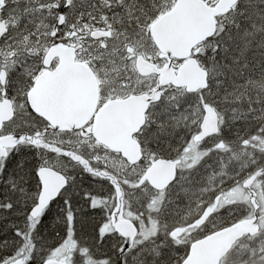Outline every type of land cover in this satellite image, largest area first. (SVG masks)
<instances>
[{
    "label": "snow or ice",
    "instance_id": "obj_1",
    "mask_svg": "<svg viewBox=\"0 0 264 264\" xmlns=\"http://www.w3.org/2000/svg\"><path fill=\"white\" fill-rule=\"evenodd\" d=\"M0 264H264V0H0Z\"/></svg>",
    "mask_w": 264,
    "mask_h": 264
}]
</instances>
